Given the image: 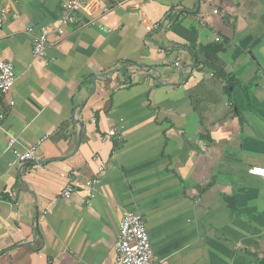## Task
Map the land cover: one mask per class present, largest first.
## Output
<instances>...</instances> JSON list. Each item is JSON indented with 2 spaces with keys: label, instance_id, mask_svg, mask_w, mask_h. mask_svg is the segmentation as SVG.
Returning a JSON list of instances; mask_svg holds the SVG:
<instances>
[{
  "label": "crops",
  "instance_id": "0c3cea01",
  "mask_svg": "<svg viewBox=\"0 0 264 264\" xmlns=\"http://www.w3.org/2000/svg\"><path fill=\"white\" fill-rule=\"evenodd\" d=\"M65 1L0 0V264H119L125 210L157 261L264 264V0Z\"/></svg>",
  "mask_w": 264,
  "mask_h": 264
},
{
  "label": "built area",
  "instance_id": "2783aa9c",
  "mask_svg": "<svg viewBox=\"0 0 264 264\" xmlns=\"http://www.w3.org/2000/svg\"><path fill=\"white\" fill-rule=\"evenodd\" d=\"M83 2L84 0H67L63 3V24L75 27H81L86 24L81 19ZM47 36V32L43 30L34 37L33 53L35 56L45 55L48 43ZM175 64L177 65L178 62ZM15 81L16 74L13 64L8 61H0V120L4 118V112L1 110V100L8 94ZM115 135L114 130L108 132V137ZM14 141L13 138H10L9 145L12 146ZM35 159V146H31L24 152L18 154V160L21 162L33 161ZM101 170H103V166L99 168V171ZM248 172L255 176L264 177V167L262 166H252ZM97 181L98 179L95 177L84 183V188L91 197L94 196L93 186ZM71 192L72 187L69 184L62 190L61 195L64 198H69ZM116 252L119 264H168L166 259L159 261L155 259L145 221L141 214L131 210H125L122 214L118 230Z\"/></svg>",
  "mask_w": 264,
  "mask_h": 264
},
{
  "label": "trees",
  "instance_id": "16d2710c",
  "mask_svg": "<svg viewBox=\"0 0 264 264\" xmlns=\"http://www.w3.org/2000/svg\"><path fill=\"white\" fill-rule=\"evenodd\" d=\"M219 48H220L219 45H206V46L199 47V49H201V51L202 50H207V49L210 50V53H208L205 56L204 63H206V65L208 67L212 68L215 73H218V74H220L223 77H228L224 73L222 66H219V64L216 65V63L218 61V58L216 57V53L218 52Z\"/></svg>",
  "mask_w": 264,
  "mask_h": 264
},
{
  "label": "rangeland",
  "instance_id": "374dc122",
  "mask_svg": "<svg viewBox=\"0 0 264 264\" xmlns=\"http://www.w3.org/2000/svg\"><path fill=\"white\" fill-rule=\"evenodd\" d=\"M264 153V152H263ZM263 158H264V156H263Z\"/></svg>",
  "mask_w": 264,
  "mask_h": 264
}]
</instances>
